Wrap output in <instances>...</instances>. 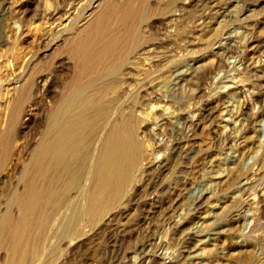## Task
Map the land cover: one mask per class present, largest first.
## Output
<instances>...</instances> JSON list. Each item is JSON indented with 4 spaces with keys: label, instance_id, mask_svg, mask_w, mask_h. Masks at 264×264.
<instances>
[{
    "label": "rangeland",
    "instance_id": "obj_1",
    "mask_svg": "<svg viewBox=\"0 0 264 264\" xmlns=\"http://www.w3.org/2000/svg\"><path fill=\"white\" fill-rule=\"evenodd\" d=\"M29 1L0 0V13L16 7L0 18V131L19 86L36 82L3 169L9 188L74 73L64 39L83 25L85 7L104 0L78 7L60 37L47 23L60 3ZM150 4L144 42L119 87L141 121L140 171L118 205L46 264H264V0ZM171 68L186 79L175 81ZM215 174L221 178L200 201Z\"/></svg>",
    "mask_w": 264,
    "mask_h": 264
},
{
    "label": "bare ground",
    "instance_id": "obj_2",
    "mask_svg": "<svg viewBox=\"0 0 264 264\" xmlns=\"http://www.w3.org/2000/svg\"><path fill=\"white\" fill-rule=\"evenodd\" d=\"M57 1L60 5L47 14L52 30L74 21L76 10L87 0ZM10 7L4 11L13 10ZM84 10L89 15L64 39L67 46L62 51L74 73L51 107L42 138L17 185L10 188L3 169L11 141L27 124L23 106L36 82L30 79L19 86L7 127L0 131V264L48 263L63 245L80 237L82 228L123 200L144 160L138 138L141 121L132 111L136 101L123 102L119 87L129 58L144 42L140 29L152 15V5L150 0H104ZM58 31L55 36L65 34ZM171 69L175 81L186 79L187 71ZM167 162H161L163 170H168ZM215 175L200 201L221 178Z\"/></svg>",
    "mask_w": 264,
    "mask_h": 264
}]
</instances>
